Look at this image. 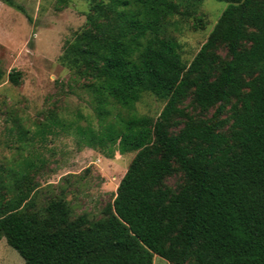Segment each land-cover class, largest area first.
I'll list each match as a JSON object with an SVG mask.
<instances>
[{
  "label": "trees",
  "instance_id": "trees-1",
  "mask_svg": "<svg viewBox=\"0 0 264 264\" xmlns=\"http://www.w3.org/2000/svg\"><path fill=\"white\" fill-rule=\"evenodd\" d=\"M87 1L92 32L64 47L60 63L92 74L97 129L77 125L74 134L105 158L135 155L92 222L71 220L62 197L36 207L21 184L45 160L30 154L9 172L0 239L24 264H152L154 255L169 264H264V0H216L227 5L188 66L166 26L194 0ZM0 2L25 14L14 0ZM20 78L6 75L13 86ZM189 93L202 112L232 103L227 131L225 122L188 117L172 133ZM143 94L166 101L156 120L135 114ZM175 172L184 182L168 189Z\"/></svg>",
  "mask_w": 264,
  "mask_h": 264
},
{
  "label": "rangeland",
  "instance_id": "rangeland-1",
  "mask_svg": "<svg viewBox=\"0 0 264 264\" xmlns=\"http://www.w3.org/2000/svg\"><path fill=\"white\" fill-rule=\"evenodd\" d=\"M25 14L0 2V214L13 198L9 173L17 164L35 154L45 164L29 172L21 185L29 190L36 207L62 197L71 220L86 214L90 221L102 218V210L113 202L116 187L124 176L134 153L117 152L105 158L100 150L77 143L74 127L97 129L95 104L88 85L92 74H80L60 63L64 47L85 32H92L86 17L92 14L87 0H14ZM227 3L216 0H194L180 8V14L167 25V36L178 45L182 62L188 66L207 40ZM26 16L31 20L27 21ZM217 55L227 59L226 50L218 46ZM21 73V82L11 85L6 75ZM166 101L143 94L135 105V114L156 120ZM216 107L200 111L189 93L178 104L181 114L173 119L172 133L188 117L209 119L225 124L227 131L232 103L219 114ZM113 114L125 111L117 107ZM44 130V134H39ZM9 173V174H8ZM184 175L175 172L164 180V186L177 190ZM0 264H24L20 256L0 239ZM152 264H169L153 256Z\"/></svg>",
  "mask_w": 264,
  "mask_h": 264
}]
</instances>
